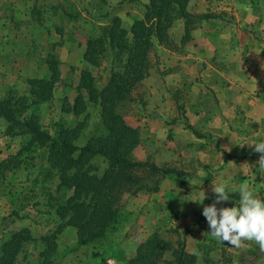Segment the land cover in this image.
I'll list each match as a JSON object with an SVG mask.
<instances>
[{"label":"crops","instance_id":"obj_1","mask_svg":"<svg viewBox=\"0 0 264 264\" xmlns=\"http://www.w3.org/2000/svg\"><path fill=\"white\" fill-rule=\"evenodd\" d=\"M188 10L207 16L192 28L189 37L182 32L170 37L175 43L159 46L161 71L150 69L142 81L146 96L139 100L141 111L123 112L125 120L141 130L142 142L135 157L147 160L145 143L162 153L161 160L153 162L160 168L158 186L137 195L125 194L118 232L93 248L97 257L91 264H108V259L126 264L140 243L156 232L174 245L185 241L186 250L198 254L196 264H206L207 258L223 262L227 244L208 234L210 228L202 214L215 200L212 180L224 184L230 197L217 204L218 208L237 206L244 183L264 200V169L257 165L260 154L245 144L264 140V0H190ZM2 28L0 23V32ZM16 36L0 35V46L7 40L16 45ZM10 54L0 51V87L9 83L8 67L1 63ZM5 129L1 119L0 167L26 145L25 136L6 134ZM27 153L24 150L14 159L21 162L17 172L9 171L4 177L0 169V245L22 228L39 237L56 226L52 207L56 190L50 183L54 179L43 174L47 161L45 156L26 157ZM23 184H27L26 191L19 187ZM193 199L202 203L190 201ZM17 221L25 222L18 226ZM69 235H75L73 242L77 243L73 227L59 236L63 240ZM61 246L68 248L63 241ZM252 252H257L253 260L248 258ZM235 253L236 263L264 264V252L255 242H244Z\"/></svg>","mask_w":264,"mask_h":264},{"label":"trees","instance_id":"obj_2","mask_svg":"<svg viewBox=\"0 0 264 264\" xmlns=\"http://www.w3.org/2000/svg\"><path fill=\"white\" fill-rule=\"evenodd\" d=\"M189 3L190 0H148L144 16L130 28L122 26L120 17L113 16L98 35L90 37L84 58L97 67L101 58L111 52L114 57L110 78L105 86L98 87L93 70L82 69L77 97L70 107L67 101L62 106L75 120L60 124L55 134L43 127L36 108L53 100L61 81L57 56L49 55L46 60L47 75L27 79L28 94L10 91L0 97V120L5 121V133L27 137L25 149L1 163L4 177L9 171L19 170L21 162L14 159L24 150L29 153L26 157L34 158L33 153L44 148L47 166L43 169L50 178L54 175L58 179L52 204L57 215L55 229L39 237L27 227L12 232L0 245V264H20L27 258L25 250L29 245L40 242L45 244L39 254L41 264H54L52 255L60 247L58 237L67 227L75 229L78 247L97 248L118 232V213L125 194L156 190L160 168L133 158L134 149L142 142L140 128L129 124L119 108L150 74V54L157 44L167 45L175 21H185L189 37L193 18L207 16L191 13ZM91 105L100 108L103 131L79 144L86 126V118L80 117ZM62 192L70 195L62 199ZM185 246L183 240L174 245L156 232L140 243L136 255L126 264H196L198 254L189 253ZM206 264L216 263L207 258Z\"/></svg>","mask_w":264,"mask_h":264},{"label":"rangeland","instance_id":"obj_3","mask_svg":"<svg viewBox=\"0 0 264 264\" xmlns=\"http://www.w3.org/2000/svg\"><path fill=\"white\" fill-rule=\"evenodd\" d=\"M146 1L148 0H0V23H3L0 35L8 34V36H14L17 34L16 38H18L16 45L8 42L11 40H7L3 46H0L1 52L12 54L8 56L6 62L1 63L3 66L8 67V71L6 72H8L9 83L6 87H0V97L5 96L10 91H13L17 95L28 94L27 79L29 77L47 75L48 64L46 60L49 55L57 56L61 60L60 69L62 68L63 70V79L57 84V94L49 103L40 104L36 108L40 113L43 127L48 129L52 134H55L60 124L75 120V117L71 113L62 110V106L67 101V107H70L77 97L82 69L90 68L93 70L98 87L105 86L110 78V69L113 65L114 55L108 52L101 58V65L95 67L84 58L88 39L98 35L103 25H108L113 16L120 17L122 19V26L130 28L136 20L144 16V3ZM192 7L194 8V5ZM201 20L202 18L194 17L191 25L195 26ZM61 28L63 31L59 33V29ZM182 32H185V21L178 19L170 29L169 34L170 37H178ZM12 41L15 40L12 39ZM169 43H175V39L172 42L169 40L166 44ZM29 47H34V50ZM27 48L30 51H23V49ZM159 48L157 44L150 54V69H153L155 73L161 71L159 68V59L161 58L158 56ZM145 96L146 85L141 81L132 90L128 99L122 102L119 108L120 111L122 113L141 111L139 100L143 101ZM80 118H86V126L78 140L79 144H83L89 137L103 131L98 105H91ZM19 142V140L15 141L14 144H18ZM145 146H147L146 149L149 156L146 161L153 163L157 161V158L161 160V152L155 151L153 146H148V143H145ZM135 149L133 151V158L138 160L134 154ZM45 151L46 149L44 148L37 150L35 157L40 159L41 156H45L46 159ZM43 174L48 175L46 170L43 171ZM55 177L53 175L54 182L51 181V185L58 182V179ZM156 177H158L157 174ZM56 183L52 187L54 191L56 190ZM26 185L23 184L19 187L26 191ZM68 195V192L60 193L62 199H65ZM23 222L25 221H17L16 225L21 226ZM16 225H13V227ZM74 239L75 235H69L67 239L63 240L61 236L58 237L60 247L52 255L54 264H91L89 263L91 259L97 257L92 246L78 247L77 243L73 242ZM62 241L65 245H68L66 251L63 249L64 246H61ZM225 243L227 244L225 259L221 262V258H216L215 263L240 264L239 261L236 263L234 260V257H238L235 252H238L239 249H231V245L227 242ZM44 246L45 244L41 242L30 244L25 250L27 258L22 260L20 264H41L43 258H40L39 254ZM256 256L257 252H252L248 258H252L251 260H253ZM108 264H115V262L108 259Z\"/></svg>","mask_w":264,"mask_h":264},{"label":"clouds","instance_id":"obj_4","mask_svg":"<svg viewBox=\"0 0 264 264\" xmlns=\"http://www.w3.org/2000/svg\"><path fill=\"white\" fill-rule=\"evenodd\" d=\"M245 144L260 154L257 165L264 169V140ZM227 150L231 151L230 148ZM211 190L215 194V200L210 206H205L202 213L210 228L208 234L236 249L242 248L246 241L255 242L264 252V200L259 199L250 186L244 183L239 188L240 199L237 206L218 208L217 204L230 200L229 193L224 184H217L214 180ZM190 201L201 202L195 199Z\"/></svg>","mask_w":264,"mask_h":264}]
</instances>
